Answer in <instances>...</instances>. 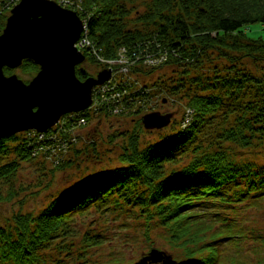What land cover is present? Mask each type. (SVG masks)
<instances>
[{"label":"trees","instance_id":"obj_1","mask_svg":"<svg viewBox=\"0 0 264 264\" xmlns=\"http://www.w3.org/2000/svg\"><path fill=\"white\" fill-rule=\"evenodd\" d=\"M83 3L92 14L89 36L102 55L115 58L126 47L132 58H140L132 80L115 84L129 90L128 116H140L143 122L150 113L151 91L157 90L167 98L182 95L191 118L188 124L150 128L162 130L158 140L144 139L138 129L124 134L128 143L119 166L84 175L38 213H14L12 226L0 218V264H52V251L70 248L71 236L78 235L79 215L115 205L133 207L144 225L182 248L175 264H222L223 249L240 254L243 247L264 258V228L251 226L247 216L264 204V165L261 170L256 159L240 160L236 153L264 143V39L246 32L253 23L264 24V0H150L144 10L136 9V0ZM7 5L0 0V34L7 24ZM159 47L169 50L168 61L145 67L142 54ZM89 62L97 60L91 56ZM250 62L260 66L258 74L246 68ZM21 68L38 72L40 66L27 59ZM4 70L13 74L11 68ZM77 74L80 79L91 75L83 67ZM81 115L89 118L90 113L77 118ZM61 124L79 140L57 143L41 137L32 142L26 131L0 137V203L17 196L14 179L23 161L72 165L70 158L57 156L58 150H79L83 138L75 135L73 118H62L51 130ZM5 186L7 194L1 189ZM90 238L98 244L103 236Z\"/></svg>","mask_w":264,"mask_h":264},{"label":"rangeland","instance_id":"obj_2","mask_svg":"<svg viewBox=\"0 0 264 264\" xmlns=\"http://www.w3.org/2000/svg\"><path fill=\"white\" fill-rule=\"evenodd\" d=\"M56 1L60 2L61 0ZM149 1L136 0V9L144 10ZM8 2L9 5L4 7L8 10L9 18L12 15L11 10L21 1L7 0ZM75 3L76 0L73 4ZM246 32L250 38L264 39V24L253 23L248 26ZM203 65L201 69L206 67L205 64ZM82 67L94 73L93 69L96 66L86 62ZM246 68L258 74L260 66L250 62ZM13 73L27 82L31 81L37 74V72L25 73L21 67L14 69ZM172 84L170 82L171 86ZM176 84L179 82L176 81ZM185 87H187L186 84ZM195 88L197 89V85ZM174 97L177 100L169 97L167 101L157 105V111L162 114H172L170 124L181 122L185 106L183 104L186 103L182 95L179 94ZM140 118V116H104L101 114L94 116L90 121L81 123L82 125L75 130V135L83 138L77 144L79 150L73 151L64 148V152H66L64 158H70L69 163L73 162L72 165L56 168L54 164L51 165L52 162L23 161L14 179L13 191L18 192L17 196L12 200L0 203L1 223L5 226H12L9 218L14 213L18 211L38 213L53 198L61 195L84 175L119 166V155L128 143V138L124 134L138 129L144 139L158 140L160 138L158 135L162 133V130L149 132L151 129L143 126L144 123ZM222 124L224 125V123ZM220 126L221 124L217 128L214 126L213 129L216 130ZM51 134L63 139L71 138L72 141L79 140V137L75 138L67 125ZM246 149H236L238 158L240 160L256 159L260 169L263 168L261 165H264V143L255 144ZM45 153L48 152L43 154L45 155ZM1 189L4 194L10 191L8 186ZM115 206L114 209L103 212L100 209L91 208V211L79 215L78 221L75 223L79 230L78 235L71 236L70 239L73 244L61 252L53 250L51 263L135 264L151 251L154 253L152 257L157 261L166 254L165 261L167 264L172 263L174 258H182V248L177 247V244L172 242L169 237L163 236L162 232L151 230L149 226L144 225L139 220L141 213L136 215L133 207L128 209L124 205ZM247 216L251 226L262 232V228H264V204L248 210ZM125 222L126 225H124ZM94 234L103 236L101 238L102 243L96 244L91 241L90 236ZM85 237H88L87 242H85ZM242 250V253L239 254L232 248L223 249L226 255L223 257L222 264H264V258L260 252L254 253L246 247H243Z\"/></svg>","mask_w":264,"mask_h":264},{"label":"water","instance_id":"obj_3","mask_svg":"<svg viewBox=\"0 0 264 264\" xmlns=\"http://www.w3.org/2000/svg\"><path fill=\"white\" fill-rule=\"evenodd\" d=\"M81 32L78 14L53 0H21L12 9L0 35V137L27 129L45 131L63 114L91 104L93 87L106 81L110 71L80 82L76 65L85 56L75 42ZM26 58L41 65L29 85L17 75L5 76L4 67L17 68ZM171 117L170 113L151 112L143 122L147 128H161L171 122ZM152 259L147 256L138 264Z\"/></svg>","mask_w":264,"mask_h":264},{"label":"built area","instance_id":"obj_4","mask_svg":"<svg viewBox=\"0 0 264 264\" xmlns=\"http://www.w3.org/2000/svg\"><path fill=\"white\" fill-rule=\"evenodd\" d=\"M89 44V42H88V40L86 39V38H84L81 42H80V46H85V45H88ZM149 58H150V63H152V64H157V63H159V61H160V59L159 58H155V57H153V56H149ZM126 60H124V59H121V60H119V62L120 63H123V62H125ZM109 63H114L115 61H113V60H109L108 61ZM123 70H125V67L123 68Z\"/></svg>","mask_w":264,"mask_h":264},{"label":"bare ground","instance_id":"obj_5","mask_svg":"<svg viewBox=\"0 0 264 264\" xmlns=\"http://www.w3.org/2000/svg\"><path fill=\"white\" fill-rule=\"evenodd\" d=\"M148 55H149V56H153L154 54H152V53H149ZM80 82H82V81H80Z\"/></svg>","mask_w":264,"mask_h":264}]
</instances>
